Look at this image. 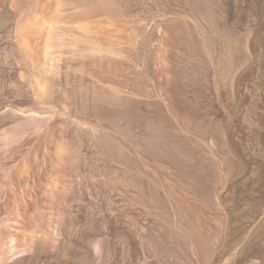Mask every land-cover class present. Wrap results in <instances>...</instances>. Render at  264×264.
<instances>
[{
	"label": "rangeland",
	"instance_id": "obj_1",
	"mask_svg": "<svg viewBox=\"0 0 264 264\" xmlns=\"http://www.w3.org/2000/svg\"><path fill=\"white\" fill-rule=\"evenodd\" d=\"M61 1L24 2L43 19L59 7L62 28L81 42L62 49L46 137L1 152L0 169L24 161L40 174L35 187L15 169L16 198L38 195L56 173L70 236L109 248L65 244L39 263L264 264V0ZM14 16L0 0V105L22 92ZM37 31L21 45L39 65ZM43 144L63 149L60 173L47 156L40 165Z\"/></svg>",
	"mask_w": 264,
	"mask_h": 264
},
{
	"label": "bare ground",
	"instance_id": "obj_2",
	"mask_svg": "<svg viewBox=\"0 0 264 264\" xmlns=\"http://www.w3.org/2000/svg\"><path fill=\"white\" fill-rule=\"evenodd\" d=\"M27 1L28 0H25V1L24 0H4V4L8 8V10L11 12V14L12 13L15 14L14 17L17 16L13 23V27L11 30V33L15 35L14 38L17 40L16 41L14 39L16 41V45L11 43L10 46L9 44L8 46L10 48L9 50H11L10 52H13V54L18 55L22 61L20 62V59L17 58L18 60L14 62L15 63L14 67L19 72L18 76H20V79L19 77L18 79H19V84L21 86L22 92L19 95H17V98L16 97L12 98L11 96L12 99L10 98L7 101L5 100L6 102L0 105V153L10 152V150L15 148L16 145L20 144L22 141H28L33 136L35 137L32 139H35V138L37 139L39 137L42 138L41 137L42 135L43 137L45 136L44 134H46L47 132V126H48V123H50L49 121L51 120V115L53 112L50 109L51 107L49 108L48 106L49 104L48 98L50 95L49 86H51V82H53L54 79L58 77L60 78L61 76V69L64 68V67L61 68V64L64 63V62L62 63V60L64 61L63 58H66L64 56L65 54L67 55L68 53V52L66 53V50L63 51L65 48H67V47L64 48V46H67V45L74 46L75 45V47H77L76 44L81 42V41L78 42L79 41L78 40L79 38L77 36L78 34L76 35L75 33H70V35H68V33L66 34L65 30L62 28V26L65 25V23L67 22L61 19V16L63 15L62 14L63 11L59 7L55 9L54 16H52L51 18L46 17L47 19L44 17L43 19L42 16H41L42 18L40 16L37 17L38 16V15L36 16L37 13L32 14V11L28 7V4L25 5ZM58 1H61V0H58ZM60 3H62V1L58 2L57 4H60ZM22 4H24L25 6L23 7ZM24 9L25 11L22 12ZM34 18H37V20ZM72 19H71V22H69L71 25L78 21L75 18L73 20ZM78 25L79 24H76L74 29L75 30L81 29L80 31H83L84 30L83 26L79 25L80 26L79 27ZM34 27L38 29L39 33L43 32L42 34H45L44 42L46 41L45 43H43V45H45L42 47L43 52L41 49L42 59L40 60H42V62L40 64V61H39V65L34 63L33 61H31V59L28 58V56L26 55L27 47L25 46L26 47L25 48L24 46L21 45V41L24 40L25 37L30 33V30L33 31ZM84 33H87V30ZM68 36H70L71 39ZM21 46L22 48H20ZM23 48H25L24 50L26 51V53L22 51ZM6 49L8 50V48ZM1 68H2V65H1ZM62 73L64 74L65 72L63 71ZM60 81L62 80L60 79ZM52 84L54 86V83ZM166 95H168V93ZM166 99H169V97ZM48 146L49 144L43 147L44 149L43 157H42L43 160H41L42 162H40L41 163L40 165L43 166L46 162V156L49 157L51 160L50 166L52 167L50 171L52 170L51 173H55V171L58 170L60 166L62 168L63 164L61 163L63 161L65 162L64 160L65 155L61 147L55 148L54 146V149H52L51 147H48ZM11 154L12 153H10V156ZM27 159H28V156H27ZM29 163H27L28 169L31 168L30 166L32 165ZM14 164L11 166L7 165L5 168L3 166V168L0 169V179L6 182L5 189H8V192H7L8 201H6L7 202L6 203L7 212L5 213L3 217H0V264H40L39 261L41 260V258L43 257L45 253L53 254L52 252H54L55 254V252L56 251L58 252L59 249L64 247L65 244H71V243H72L71 245L75 244L79 247H81L84 243H87L91 251L90 254H99L105 248L107 249L109 245L108 243L106 244L105 241L96 240L94 239L95 236H93V239L92 237L91 239H89L90 237L88 235H85L84 237L82 232H77L78 230L76 231L77 234L75 232V234L77 235V237L75 236L76 239H73L74 236H72L73 238L70 236L71 234H69L68 232L69 230H67L68 229L67 227L71 223L70 224L68 223L67 225L65 222V216L67 213L66 212L67 209H65V202H67L66 200L67 194L62 188H60V186H62L63 184L61 183L59 185L60 182L58 183V181L60 178L59 177L56 178V175H57L56 173H55V178H53L54 176H51L54 181L51 180L50 179L51 177H50L49 178L50 180H48L50 182H48V184L39 187V191L37 190L39 192L38 195L37 193L36 195L33 194V191H35L38 188L34 189L32 192L30 191L31 190L30 189L29 191L31 193L28 192L30 194L26 196L24 195L21 198L19 196L20 199L18 197L17 199L16 193H17L18 188H16L17 189L16 190L15 189L16 184L14 185L12 183V180H13L12 176H14L13 173H15L14 170L16 169ZM25 165L26 163L23 161L20 167L18 166L19 167L18 169L20 170L18 169L16 170H18L19 173L23 171H24L23 173L28 172L26 173L27 175L26 174L25 175L26 176L29 175L28 180L29 182L31 181L32 183L30 184L31 185L34 184L33 186H35L37 184L36 182L38 181L37 179L40 176V174H38L39 176L37 177L36 175L37 171L33 172L34 168L33 170L30 169L29 171L27 170V168L25 169L26 167ZM57 173H60V172H57ZM61 174L60 176L63 175ZM64 180L63 181L60 180V181L65 182ZM33 186H31L32 189H33ZM85 223L88 224L87 222ZM104 224L105 225H103V227L107 226L108 222ZM92 225L93 224H90V226ZM80 226L81 225H79V227ZM77 228L75 227L74 231ZM78 233H81L82 235ZM188 242H189L188 245H190L191 249L193 251H196L197 250V248L195 247L196 243L194 244V241L192 240L191 241L189 240ZM139 245L142 248V250L147 254V251H148L147 250L148 248H146L147 245L144 244L143 242H140ZM85 246H83L81 249H84ZM84 250H81V251H84ZM131 252H130V249L127 248V254ZM137 252L135 251L132 257L134 256L136 257L138 255ZM54 257L55 255H53V257L51 258H54ZM59 261H57V263ZM53 263L55 264L56 262H54L53 260Z\"/></svg>",
	"mask_w": 264,
	"mask_h": 264
}]
</instances>
